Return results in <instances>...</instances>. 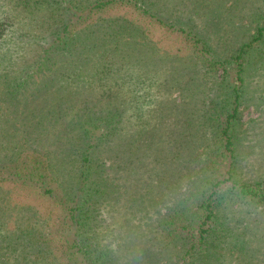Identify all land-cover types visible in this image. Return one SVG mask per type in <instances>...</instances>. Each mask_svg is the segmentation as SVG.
Here are the masks:
<instances>
[{"label": "rangeland", "instance_id": "rangeland-1", "mask_svg": "<svg viewBox=\"0 0 264 264\" xmlns=\"http://www.w3.org/2000/svg\"><path fill=\"white\" fill-rule=\"evenodd\" d=\"M0 23V264L63 251L79 195L107 264H264V203L228 192L264 181V0H0Z\"/></svg>", "mask_w": 264, "mask_h": 264}, {"label": "trees", "instance_id": "trees-1", "mask_svg": "<svg viewBox=\"0 0 264 264\" xmlns=\"http://www.w3.org/2000/svg\"><path fill=\"white\" fill-rule=\"evenodd\" d=\"M110 2L106 3H100L97 5L98 9L105 8ZM7 31V26L5 23H0V40L5 35ZM262 34L257 36L251 44H245L241 52L237 55V57L232 58L229 62H238L237 64L239 67L241 65L239 62L243 61V56L246 54V50L248 51L249 47H251L252 43L254 41H258L261 38ZM207 49H203V51H206ZM209 51V50H207ZM204 53H210V52H204ZM212 62V61H211ZM214 65H217L215 62ZM241 72V70H240ZM239 79L241 77L239 76ZM235 96L236 101L239 100L240 94L239 90H235ZM108 114L107 116H109ZM228 120V126L225 130H222V135L225 137V146L229 150L231 147L233 148V142H232V134H231V128L230 124L233 120L237 118V109L231 114L228 112L227 114ZM234 118V119H233ZM101 124H95L91 126V130H87V137H89V143L85 148V152L82 154V162H83V170L81 173V185H80V191L86 192L87 196H93L94 193L100 194L102 193V183H99L98 181L93 179V173H92V167H91V152L93 148L95 147V141L100 140L101 138H109L112 136L115 132V130H112V126L105 127V121L104 117L102 118ZM94 138H96L94 140ZM49 168V165H48ZM44 170V169H43ZM46 171V166H45ZM41 177H44L41 175ZM46 177V176H45ZM226 182V181H225ZM223 182H218L213 185L211 194L208 196L207 199H204L200 205V210L202 212L201 216V225L198 230V237L199 242L204 243L206 241L207 237L212 234L210 231L211 226L214 224L215 215L213 213V205L214 202L218 199L216 195L218 194L217 190L222 185ZM235 193L240 198H246V199H252L257 202L264 203V181L256 182L253 184H240L238 182H234L232 188L228 190L229 193ZM46 194H52V189H47L45 191ZM215 197V198H214ZM90 199H81V196L79 195L75 199L72 200L71 205H73L71 208H67L69 213V219H64L63 221V229L65 233V238L63 237V251L60 252V245L58 244L55 246L54 244H51L52 241L54 242L55 238L48 239L46 237V240H44L43 248H41V245H38L36 247L37 253L34 254V258H30L27 256H24L21 260L24 261L26 264H107L110 259L107 258L108 253L101 249L100 245L96 242L93 233V230H90L89 227V210L86 209L84 206L88 207V201ZM212 223V224H211ZM174 226V224H172ZM172 225H170L172 227ZM169 226V227H170ZM179 228H177L178 231ZM184 227L182 228V230ZM181 230V231H182ZM71 231L70 235L68 232ZM50 233H47V235ZM54 234V233H53ZM53 236V235H52ZM44 237V236H43ZM32 242L34 243H41L40 238H31ZM50 240V242L48 241ZM201 245L200 247H203ZM195 246L190 247V252L195 251ZM63 254V255H62ZM15 259V258H14ZM30 259V260H29ZM16 260V259H15ZM8 262L10 260H7ZM6 261V262H7ZM7 262V263H8Z\"/></svg>", "mask_w": 264, "mask_h": 264}]
</instances>
